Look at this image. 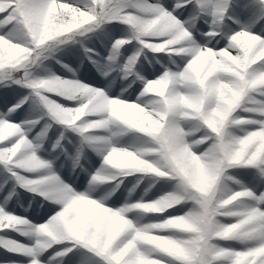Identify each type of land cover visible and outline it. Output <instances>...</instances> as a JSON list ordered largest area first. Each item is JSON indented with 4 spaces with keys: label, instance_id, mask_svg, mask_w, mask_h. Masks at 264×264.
<instances>
[{
    "label": "snow or ice",
    "instance_id": "6c2138e0",
    "mask_svg": "<svg viewBox=\"0 0 264 264\" xmlns=\"http://www.w3.org/2000/svg\"><path fill=\"white\" fill-rule=\"evenodd\" d=\"M0 264H264V0H0Z\"/></svg>",
    "mask_w": 264,
    "mask_h": 264
}]
</instances>
